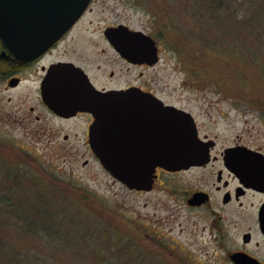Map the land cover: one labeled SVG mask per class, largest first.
I'll return each mask as SVG.
<instances>
[{"label": "rangeland", "instance_id": "rangeland-1", "mask_svg": "<svg viewBox=\"0 0 264 264\" xmlns=\"http://www.w3.org/2000/svg\"><path fill=\"white\" fill-rule=\"evenodd\" d=\"M92 11L95 27L121 21L162 41L161 59L147 75L164 100L190 112L219 142L239 138L264 151V0H96ZM35 95L0 84V173L8 179H0V197L57 212V240L9 239L27 263L222 264L204 223L184 212L170 217L164 186L137 194L83 142L38 137L34 129L43 125L25 107ZM88 250L106 261L79 262Z\"/></svg>", "mask_w": 264, "mask_h": 264}, {"label": "flooded vegetation", "instance_id": "flooded-vegetation-1", "mask_svg": "<svg viewBox=\"0 0 264 264\" xmlns=\"http://www.w3.org/2000/svg\"><path fill=\"white\" fill-rule=\"evenodd\" d=\"M95 2L91 0L76 22L51 47L32 60H16L0 43V84L3 89L17 91L24 88L27 91L32 88L36 92L33 99L25 103L27 116L43 125L34 129L35 134L49 142H58L59 136L64 142H83L91 157H95L89 146L93 116L84 111L59 115L45 103L43 93L47 90H43L42 83L54 65L62 63L78 68L80 76L84 74L97 91H128L134 94V98H156L164 106L185 110L164 100L147 75L161 59L164 52L162 41L146 32L143 33L151 38L150 42L112 36L115 32L111 30L119 25L142 32L121 21L95 27L90 19ZM117 44H129L131 47L127 50H134L135 56L128 58L127 52L116 48ZM142 51L148 56L142 58ZM136 52L140 56H136ZM13 81L14 86L10 85ZM124 105L146 108L138 115L139 118H149L154 112L148 108L157 107L158 103L130 101ZM133 114L136 112H130ZM48 118L57 120L58 126L46 123ZM144 122L139 119L134 125L121 127V131L124 136L140 142L143 154L152 155V136L158 127ZM196 129L207 148V161L175 170L156 167L152 188L134 192L151 193L156 185L164 186L170 217L178 218L184 212L204 223L202 231L207 232L209 242L214 244L220 263L264 264V151L251 148L239 138L221 143L197 123ZM244 147L247 149H242Z\"/></svg>", "mask_w": 264, "mask_h": 264}, {"label": "water", "instance_id": "water-1", "mask_svg": "<svg viewBox=\"0 0 264 264\" xmlns=\"http://www.w3.org/2000/svg\"><path fill=\"white\" fill-rule=\"evenodd\" d=\"M89 3L90 0H0V41L16 60H32L51 47ZM111 31L115 32L112 36L151 41L144 33L131 31L124 25ZM115 46L127 52L129 57L124 54L128 58L135 56L134 50H127L131 47L129 44ZM136 56L140 54L136 52ZM141 56L148 55L142 51ZM77 71L80 72L70 64L54 65L42 83L43 90H47L43 93L45 103L59 115L84 111L93 116L89 146L101 167L126 188L150 190L156 167L175 170L207 161V148L198 138L194 118L189 112L164 106L156 98L142 96L139 99L137 94L134 98L128 91H97L87 77L80 76ZM130 101H154L158 106L148 108L154 112L152 117L139 118L138 113L146 108L124 105ZM130 112L136 114L130 115ZM138 118L158 127L152 136V155L143 154L140 142L124 136L121 131V127L134 125Z\"/></svg>", "mask_w": 264, "mask_h": 264}, {"label": "trees", "instance_id": "trees-1", "mask_svg": "<svg viewBox=\"0 0 264 264\" xmlns=\"http://www.w3.org/2000/svg\"><path fill=\"white\" fill-rule=\"evenodd\" d=\"M0 174V179H3V182H7L8 179H4L3 177L4 173ZM1 193L2 192H0V194ZM0 199L5 204H3L4 207L0 205V264H29L26 262L25 252L12 247L9 239L18 238L20 235L24 237L30 235L33 236L34 239L44 240L45 244L57 240V238L60 237L57 232V224L55 220L57 212H53L48 206L40 207L39 205H33L35 208L29 209V203L23 204L24 202H20V199L17 200V202H12L11 199H8V196H2ZM28 214H31V216H27ZM83 237L86 238L85 236ZM103 240L106 243L107 239L103 238ZM65 244L70 246L68 240ZM70 247V250L73 251L76 248L73 244ZM123 247L127 249L126 243L123 244ZM87 253L85 252L82 255H79L78 261L81 262L82 260H88L89 257L93 259L96 258L97 261H100L101 259L104 262L106 261L103 252L96 253L94 250H88ZM118 254H120V252H117L114 255L119 258ZM33 264L40 263L35 262Z\"/></svg>", "mask_w": 264, "mask_h": 264}]
</instances>
